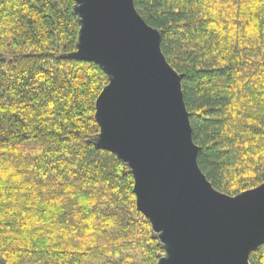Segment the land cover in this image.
<instances>
[{
	"label": "trees",
	"instance_id": "trees-1",
	"mask_svg": "<svg viewBox=\"0 0 264 264\" xmlns=\"http://www.w3.org/2000/svg\"><path fill=\"white\" fill-rule=\"evenodd\" d=\"M181 76L197 164L218 192L264 183V0H133ZM73 0H0V264H156L133 179L99 150L107 83L74 61ZM264 264V244L249 256Z\"/></svg>",
	"mask_w": 264,
	"mask_h": 264
},
{
	"label": "water",
	"instance_id": "water-1",
	"mask_svg": "<svg viewBox=\"0 0 264 264\" xmlns=\"http://www.w3.org/2000/svg\"><path fill=\"white\" fill-rule=\"evenodd\" d=\"M73 2L80 27L66 58L95 64L107 78L95 102L93 144L131 174L136 208L163 251L156 264H249L264 244V183L228 196L207 181L181 76L133 0Z\"/></svg>",
	"mask_w": 264,
	"mask_h": 264
}]
</instances>
